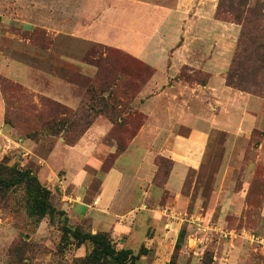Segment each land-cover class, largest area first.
<instances>
[{"label":"rangeland","instance_id":"rangeland-1","mask_svg":"<svg viewBox=\"0 0 264 264\" xmlns=\"http://www.w3.org/2000/svg\"><path fill=\"white\" fill-rule=\"evenodd\" d=\"M188 2L189 13L192 14L190 18L205 8V16L211 17L213 15L214 20L220 23L212 25V19L208 18L201 21L200 27L205 28L203 40L205 46L209 49L213 42L221 44L226 38H228L229 43H234L235 48L231 64L233 59H235V64L230 72L232 81L237 87L241 86L242 89L248 90L244 93L248 94L249 99L253 98L256 102H264V60L258 58L264 55V47H261L264 46V37L255 39L256 32L251 29L248 30V26L244 30L242 23L232 20L231 15L226 17L225 14L227 21L217 18L219 6L222 4L226 6L229 0H188ZM261 4L264 6V0H251L253 11L257 10ZM48 5L51 6V4ZM262 11L264 13V7ZM46 17L50 18L48 15ZM66 17L68 16L66 15ZM66 17H60L55 13L53 17L51 16L52 23L57 22L59 25L78 24L75 19L69 20L70 18ZM144 21H131V25L134 26L135 23L140 30ZM171 23H173L172 29L180 25L175 20ZM261 27L264 29V21ZM150 28L152 27L150 26ZM159 28L161 30L160 25ZM55 31L56 29H51V32ZM134 32L135 36L126 37L128 39L127 44L129 48H133L132 52L139 54V49L144 46V43L141 44L143 38L136 34L138 32L141 35L140 31ZM117 33L112 35L113 38H119ZM218 34H220V39L216 38ZM18 36V38L30 40L32 45V52L30 51V53L35 55L37 61L30 62L27 55H23L27 64L36 65L32 67L31 84L26 85L10 78L13 76V67L4 65V61L0 57V64L4 70V74L0 73V79L4 82L3 85L0 83V128L11 129L17 138H26L28 132L37 131L40 141H34L37 144L35 154L46 156L50 152L48 167L56 170L57 175L44 174L47 171L45 162L41 159L34 160L37 159L36 156L29 153L25 155L27 152L24 150L15 153L14 146L10 147L9 141L1 135L2 130H0V163H7L11 167L18 166L23 170L31 169L44 186L50 187L54 191L62 181L63 172H60L61 169L68 173L67 182H70L71 178L75 176L76 183H83L85 176L82 174L81 167L93 150L95 134L98 137L104 131L99 132L97 130L94 132L92 144L88 142L87 145L81 144L72 148L67 145V141L78 137L79 131L85 126L84 117L87 116L89 120L95 119L93 126L98 123L100 128L107 125L110 127L108 137L111 138L110 141L116 148L113 153L117 152V142L119 141L123 147L128 146L129 148L131 140L135 138V135L139 133L148 119V115L141 107L145 100H141L140 97L152 78L147 80L145 85L143 83L154 70L149 67V64L120 49L83 40L68 43L71 49L65 51L66 55L54 54V52L49 51L55 44L54 48L56 49L62 46L63 39L66 38L51 34L43 28L37 33H18ZM136 37L139 42H137ZM248 37L251 39L248 40ZM116 44L120 43L117 42ZM21 56L16 54L13 58L24 60ZM69 58L82 60L95 66L96 69L92 73L86 74L84 70L74 66L75 64L72 65V60ZM50 62H55L56 65H52ZM101 64L105 65L102 76L109 79L111 85L116 84L113 86L114 97L106 92L107 88L99 89L97 76L98 67ZM124 71L126 72L123 73ZM191 74L190 69H183L178 78L184 82L192 83L190 82ZM204 75V73L202 75L196 73L194 74L195 77L192 78L198 82H204ZM139 77H142L141 80L144 82L139 81ZM54 78L63 82V87H66L64 97L70 101L74 99L75 104L66 103L67 101L64 102L63 99L54 95L52 85ZM130 83L133 85L134 90L131 92L133 95L136 96V92L140 88L142 89L134 99L131 96L127 99L123 95ZM91 86L94 91L95 88L98 91L91 93L89 91ZM237 87L234 89L237 90ZM43 99L60 102L71 109L78 108L80 116L77 118V124L79 127H75L69 132L62 131L59 133L58 131L55 133L54 124L58 122L55 120L50 123L49 129H44L45 125L50 122V117ZM113 111L117 113L118 118L120 117L115 122L110 118ZM258 111V107L251 110L249 108L248 115L258 116ZM261 114L262 122H259L253 130H248V134L237 135L236 137L237 132L232 131V135L221 133L217 135L215 145L212 141L213 146L208 151L206 165L202 170V174L205 175V182L203 178L195 181L196 175L192 173L185 190L187 194H191L195 186L193 201L196 202L195 200L202 198L204 210L195 207L193 211L188 212L185 208H181L179 209L180 217H173L172 220L180 221L182 218L185 219L184 222L178 224L175 229H170L167 226L164 227L166 220L163 219L158 228L149 225L150 227L144 231L142 239L136 234L128 237H114L113 233L110 232L116 247L118 249L131 248L137 253L142 245H145L149 252L141 259L140 264H154L156 248H149L147 243H150V240L155 236L157 238L154 239L160 242L159 246L163 254L168 256L166 260L158 264H171V262L173 264H248V255L251 253L253 259L259 261L258 264H264V251L261 250L264 249L263 245H257L259 251L256 253L250 252L253 247L248 244V235L264 237L262 233L264 229L262 218L264 112L262 111ZM4 131L3 134H5ZM58 144L63 145L58 146ZM108 144L104 142L99 148L102 153L98 151L95 156L96 160L102 162L101 169L92 170L95 168V163H93L95 160L88 164L90 173L96 174L93 186L95 189H98L101 178L107 174L112 168L111 166L113 168L116 166L121 157L119 156L113 162L110 158L112 153L103 154L108 152ZM50 148H53V152L50 151ZM11 150L13 155L10 154ZM133 151L136 164L141 166L143 170L152 166L150 160L144 158L145 149L140 142L136 148H133ZM29 157L32 159L30 160ZM26 160H29L27 164ZM129 160L131 158L122 159L120 166L129 165ZM173 163V160L162 155L156 157V174H160L152 182L154 188L162 190L166 186L168 181L166 184L163 183L165 174H167L166 171L173 170ZM37 169L41 170V176L37 175ZM65 191L67 193L73 192L70 188ZM164 199L167 201L168 198L164 197ZM52 200L56 205L57 198L52 197ZM65 225L73 228L81 227L84 231H90L82 223H75L69 219L67 214L64 217L55 216L52 219L48 216L41 221L31 217L27 212L25 191L22 187L0 196V264H74L75 258L82 257L78 256V249L74 245H70L65 252H60L62 229ZM184 231L186 232L185 241L181 249L175 252L174 244L176 242L172 239L175 236V239L177 237L179 239L180 234ZM144 238L146 239L145 242H143ZM219 242L222 243L221 246H226L222 248L220 253L217 251ZM83 247L82 253L85 256L91 247L88 245ZM20 249L21 260L18 261L17 253ZM173 256L175 257L174 261H172ZM217 256L218 259L216 260Z\"/></svg>","mask_w":264,"mask_h":264},{"label":"crops","instance_id":"crops-1","mask_svg":"<svg viewBox=\"0 0 264 264\" xmlns=\"http://www.w3.org/2000/svg\"><path fill=\"white\" fill-rule=\"evenodd\" d=\"M204 9L190 18L192 14L189 13L188 0H0V57L4 65L13 67V76L8 77L18 82L30 85L32 67L36 66L27 64L23 55H27L30 62L37 61L35 55L30 53L32 52L30 40L18 38V33L28 34L35 28H43L51 34L66 38L63 39L62 46L56 49L55 44L49 51L54 54L66 55V50L71 49L68 43L83 40L120 49L144 61L155 70L154 76L140 97L141 100H145L144 103L141 101V107L148 115L147 122L131 140L128 150L121 155L116 166L101 178L98 189L93 188L96 174L90 173L88 164L95 160L93 162L95 168L92 170L101 169L102 162L96 160L95 156L98 151L102 153L99 148L104 142L109 144L108 152L103 154L108 155L116 149L108 137L110 127L107 125L100 128L98 123L75 146L87 145L88 142H93L95 137L93 150L81 167L85 181L76 183L73 176L70 182H67L68 173L61 169L62 181L56 191L48 187L53 192V197L57 198L56 207L64 211L75 223L87 226L93 234L111 232L114 237L136 234L142 239L149 225L158 228L163 219L166 220L164 227L170 229H175L178 224L184 222L185 219L182 218L180 221L172 220L173 217H180L181 208L188 212L193 211L195 207L204 210L202 198L193 201L195 186L191 194H187L185 188L192 173L196 175L195 181L202 178L204 182L206 181L202 170L206 165L210 147L213 146V142L214 145L216 143L217 135L221 133L232 135V131L237 132L236 137L248 134V130H253L262 122L264 102L249 99L247 93L227 85V72L235 44L229 43L226 38L221 44L213 42L214 45L211 44L209 49L205 46L203 42L205 28L200 27L201 21L208 18L212 19V25L220 23L214 20L213 15L206 17ZM55 13L60 17L67 15L66 18L75 19L78 24L52 23L51 16L53 17ZM140 20H145L140 30L135 23L134 26L131 25V21ZM174 20L180 27L172 29L171 21ZM51 29H56L57 32H51ZM134 31H140L141 35L138 32L136 34L143 38L141 44L144 43V46L138 50L139 54L132 52L133 48H129L127 44L126 37L135 36ZM116 33L119 34L118 39L112 36ZM216 38L220 39V34ZM136 40L139 42L137 37ZM117 42L120 44H116ZM16 54L22 55L21 58L24 60L13 58ZM69 59L72 60V65L75 64L74 66L84 70L86 74L96 69L82 60ZM51 64L56 65L55 62ZM184 68H189L191 73L198 70L208 74V83L200 84L198 81L189 83L180 80L178 77ZM3 71L0 64V73L4 74ZM52 85L55 96L64 102L67 101L66 103H76L74 99L70 101L64 97L66 87H63L60 79L54 78ZM256 107L259 108L258 116H249V108L251 110ZM0 130L1 135L9 141L10 147L14 146L15 153L24 150L27 152L25 155L29 153L36 156L37 159L34 160L41 159L45 162L47 171L44 174L57 175L56 170L48 167L50 152L46 156H39L35 154L37 150L35 142L17 138L11 129L2 127ZM97 130L104 132L96 137L94 132ZM138 142L145 149L144 158L149 159L152 164L147 170H143L135 161L133 148H136ZM60 145L63 144H58ZM10 154H14L12 150ZM158 155L174 161L168 183L162 190L154 188L152 184L157 172L155 159ZM126 157L131 158L130 164L121 167L120 162ZM25 162L27 164L29 160ZM40 171L37 169L38 176L42 174ZM69 188L72 189V193L65 191ZM164 197L168 198L167 201ZM262 218L264 220V204ZM168 233L170 234V231ZM262 233L264 235V229ZM154 238L147 246L156 248L154 264H158L168 256L163 254L160 242ZM175 238L176 236L172 239L176 242L174 247L178 241V237ZM145 240L144 238L143 242ZM248 244L253 247L250 252L257 253L259 251L257 245L264 247V237L248 235ZM221 245L219 242L218 253L226 247ZM82 248L77 250L78 256H83ZM258 262L253 259L252 253L248 255V264Z\"/></svg>","mask_w":264,"mask_h":264},{"label":"trees","instance_id":"trees-1","mask_svg":"<svg viewBox=\"0 0 264 264\" xmlns=\"http://www.w3.org/2000/svg\"><path fill=\"white\" fill-rule=\"evenodd\" d=\"M263 5L261 4L257 10L253 11V8L251 6V0H229L228 4L226 6H219V9L217 11V18L223 21H227L225 18L227 15L232 16V20L242 23L244 30L251 29L254 32H256L255 39L258 37H264V29L261 27V24H263L264 21V13L262 11ZM42 30V28H35L33 32H38ZM251 39L248 37V40ZM256 43V42H255ZM262 48L264 46H261ZM235 58V55H234ZM258 58H261L264 60V55L259 56ZM235 64V59H233L231 67H229L227 72V85L236 88L237 85L232 81V78L230 77V72L232 70L233 65ZM105 67L104 64H101L98 67V85L99 89L101 88H107V93L114 97L113 92V86H116V84L111 85L109 83V79H105L102 76L103 68ZM151 69H153L151 66H149ZM189 69V68H184ZM126 70V68H124ZM154 70V69H153ZM124 71L123 73H125ZM200 74L202 75L204 72L202 71H193V73L190 76V82H195L197 80H193L192 77H195L194 74ZM155 74L151 71V75L149 78L146 79V82L141 80L142 77H139V81H143L144 85L147 83V80L151 79ZM205 75V81L199 82L200 84H207L208 83V74L204 73ZM192 78V79H191ZM0 83L3 85V80L0 79ZM129 87H126V89L123 92V95L128 99L130 96L132 99H134L140 92L141 88L138 92H136V96L133 95V85L132 83L129 84ZM13 89V87L11 86ZM239 91L245 92L248 90L242 89L241 86L237 87ZM96 90L92 88V86L89 88V91L92 93L97 92ZM114 101L116 99L114 98ZM44 105L48 109V114L50 117V122L45 125L44 129H49L53 121L58 120L57 123L54 124L55 126V133L59 131H72L75 127H79L77 124V118L80 116L79 109H71L65 105H63L60 102H51L49 99H43ZM110 118L112 121H116L118 118L116 112H112L110 114ZM60 117V118H59ZM85 120V126L79 131L78 137L74 139H70L67 141V145L74 147L76 146L80 140L84 137V135L90 130V128L93 126L95 119L89 120L87 116L84 117ZM53 132V134H54ZM56 135V134H55ZM137 135V134H136ZM135 135V137H136ZM26 139H29L31 141L39 142V133L37 131L28 132L26 134ZM117 152L112 153L110 158L115 162L119 156L124 154L128 150V146L123 147L122 144L117 142ZM53 148H50V151H52ZM174 166V163H173ZM113 168V166H111ZM111 168V169H112ZM110 169V170H111ZM173 169V168H172ZM110 170L108 172H110ZM107 172V173H108ZM171 171H166L167 174H165V181L164 184L167 183ZM159 174H156V177H159ZM157 177V178H158ZM22 187L25 191V202L27 207V212L29 215L33 218H36L38 220H43L46 217H50L51 219L55 216L64 217L66 216V213L62 210H59L56 205L53 203L52 197L53 192L46 186H44L39 178L33 173L31 169H20L18 166L11 167L7 163H0V196L6 195L8 192L15 190L16 188ZM264 204V200L262 202V206ZM63 236L61 240L60 245V252H65V250L70 246L74 245L77 249L82 248L83 246L88 245L90 250L86 253L85 256L77 257L75 258L76 261L74 264H140L141 259L147 255L149 250L145 247V245H142L139 252H135V250L131 248H121L118 249L116 247L115 242L113 241L110 233L100 232L93 234L91 231H84L83 228H73L68 227L65 225L62 229ZM186 232H182L180 234V237L177 241L175 252L179 251L181 249L182 244L185 241ZM21 252V249L17 253V260L20 261L21 257L19 256ZM174 256L173 260L174 261ZM173 264V262H171Z\"/></svg>","mask_w":264,"mask_h":264}]
</instances>
